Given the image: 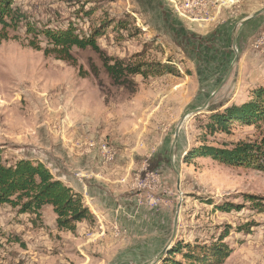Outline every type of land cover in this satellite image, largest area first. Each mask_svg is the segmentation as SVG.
Returning <instances> with one entry per match:
<instances>
[{
	"label": "rangeland",
	"instance_id": "1",
	"mask_svg": "<svg viewBox=\"0 0 264 264\" xmlns=\"http://www.w3.org/2000/svg\"><path fill=\"white\" fill-rule=\"evenodd\" d=\"M13 7L23 19L0 26L2 161L54 154L67 142L64 133L69 139L80 131L72 145L90 149L99 167L74 171L92 218L73 233L56 228L51 206L38 215L0 206V264H151L174 229L172 246L211 243L228 230L224 242L232 253L223 264H264V173L209 158L184 162L202 142L218 147L264 138V124L202 137L210 110L241 103L264 86V55L251 48L264 32V13L247 27L244 44L237 45L240 59L208 111L189 116L180 128L174 147L180 191L169 161L180 119L202 107L224 78L234 58V29L264 8V0H13ZM27 24L39 30L72 26L81 36L102 33L97 51L72 48L71 65L45 55L47 42L28 34ZM104 61L161 63L176 74L126 71L116 82ZM80 173L95 183V205L102 210L91 211L94 200ZM224 204L236 209H215ZM114 208L120 222L117 233L110 228L115 241L100 247L108 229L95 219H106Z\"/></svg>",
	"mask_w": 264,
	"mask_h": 264
},
{
	"label": "trees",
	"instance_id": "2",
	"mask_svg": "<svg viewBox=\"0 0 264 264\" xmlns=\"http://www.w3.org/2000/svg\"><path fill=\"white\" fill-rule=\"evenodd\" d=\"M22 19L23 14L13 7V0H0L1 30L16 26ZM117 26L123 28L122 22L118 21ZM26 31L34 36V39L42 38L47 42V47L43 49L45 55H53L57 60L71 65H75L71 55L72 48L89 47L97 51L96 40L102 33L95 30L89 36H81L72 26L63 30H39L28 24ZM4 38L5 36H0V39ZM30 47L35 50L41 49L34 42ZM104 67L116 82L126 71L130 74L143 75L176 74L174 68L161 63L140 66L124 65L117 61L109 64L104 61ZM210 111L203 125L204 139L206 136L216 134L228 135L234 126L259 127L264 124V86L252 89L249 98L241 103ZM193 158H209L228 167H244L264 173V138L218 147L202 142L186 152L184 162L189 163ZM0 206H9L21 214L33 215H38L43 207L51 206L56 216V228L71 233L76 230L78 223L92 218L82 195L55 179L43 164L21 159L7 165L1 156ZM215 209L230 212L236 209V206L215 205ZM228 234V230H225L211 243L191 245L178 242L170 247L159 264H223L232 253V249L224 242ZM177 255L180 256V260L176 258Z\"/></svg>",
	"mask_w": 264,
	"mask_h": 264
},
{
	"label": "crops",
	"instance_id": "3",
	"mask_svg": "<svg viewBox=\"0 0 264 264\" xmlns=\"http://www.w3.org/2000/svg\"><path fill=\"white\" fill-rule=\"evenodd\" d=\"M263 15V14H261ZM259 15V17H262ZM256 19V18H255ZM253 20H251L242 30L240 35L238 36L237 45H243V40L245 39L244 34L246 32L247 27H249L250 23H252ZM246 35V34H245ZM255 52V51H254ZM257 53V52H256ZM70 134L69 132H66L63 134L62 139L67 141L66 143H61V145L53 148L54 154L51 152H47L46 150L41 151L39 156H32V155H24L22 159L30 160V161H39L42 163L52 174V176L64 183L66 186L72 188L74 191L78 192V188L80 187L78 182L74 178V171H80L83 173L92 172L93 170H98L99 164L94 160V154L90 153V149L88 148H80L72 145L74 141L80 138L81 132L73 131L71 133V137L68 139L67 136ZM102 171L107 174L108 169L102 168ZM76 177H81L82 183L84 180H86L84 174L80 173L79 175L76 174ZM80 179V178H79ZM83 187L86 188V190L89 192V195L91 199L93 198V204L94 207L91 206V211L95 212V210H102V206L98 207L95 204V191L93 188L95 187L94 182H89L86 180V182L83 183ZM91 188H89V187ZM79 193V192H78ZM100 204V203H99ZM89 210V209H88ZM119 214L118 209H109L108 215L106 219H95L96 224H100V228L104 226L108 229V235L106 236L105 240L102 238H99V246L102 247L104 245H107L106 243H112L113 242V231L110 229L111 227H114L116 230V233L118 231L117 227L120 225V222L117 220V215ZM92 216V215H91ZM85 222V221H82ZM82 222L78 223L77 225L81 224ZM76 225V227H77ZM112 241V242H111ZM115 241V240H114Z\"/></svg>",
	"mask_w": 264,
	"mask_h": 264
},
{
	"label": "water",
	"instance_id": "4",
	"mask_svg": "<svg viewBox=\"0 0 264 264\" xmlns=\"http://www.w3.org/2000/svg\"><path fill=\"white\" fill-rule=\"evenodd\" d=\"M264 13V8H262L261 10L256 11L255 13L251 14L250 16L246 17L245 19H243L242 21H240L239 25L237 28L234 29L233 31V43H232V50L234 52V58L230 64V66L228 67L226 74L224 76V78L221 80V82L215 87V89L212 91V93L210 94V96L207 98L206 102L204 103V105L200 108H196L191 110L190 112L186 113L179 121V124L175 130V134H174V139L173 142L171 144L170 147V153H169V161L170 164L172 166V170L174 171V173L177 175V190L180 191L179 189V183H180V175L174 165V147L175 144L178 140V135H179V131L181 126L183 125V123L186 121V119L189 116L192 115H198L200 113L206 112L208 111V105L210 103V101L219 93V91L222 89V87L226 84V82L229 80L230 75L235 67V65L238 63L240 57H239V53L237 50V41H238V36L240 35V33L242 32L243 28L253 19L257 18L259 15ZM175 237V229L173 231V235L171 237V240L169 241V243L167 244V246L157 255V257L155 258V260L151 263V264H159L160 261L164 258L165 255H167L170 247L173 244V240Z\"/></svg>",
	"mask_w": 264,
	"mask_h": 264
},
{
	"label": "built area",
	"instance_id": "5",
	"mask_svg": "<svg viewBox=\"0 0 264 264\" xmlns=\"http://www.w3.org/2000/svg\"><path fill=\"white\" fill-rule=\"evenodd\" d=\"M188 7V6H186ZM251 48L259 53V54H262L264 55V32L260 35H258L254 41L251 43ZM81 178V177H79Z\"/></svg>",
	"mask_w": 264,
	"mask_h": 264
}]
</instances>
